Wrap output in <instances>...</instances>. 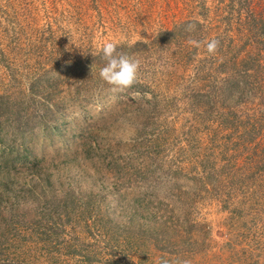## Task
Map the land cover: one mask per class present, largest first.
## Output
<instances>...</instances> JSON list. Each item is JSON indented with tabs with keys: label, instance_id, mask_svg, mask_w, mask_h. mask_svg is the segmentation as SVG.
I'll return each instance as SVG.
<instances>
[{
	"label": "rangeland",
	"instance_id": "obj_1",
	"mask_svg": "<svg viewBox=\"0 0 264 264\" xmlns=\"http://www.w3.org/2000/svg\"><path fill=\"white\" fill-rule=\"evenodd\" d=\"M0 264H264V0H0Z\"/></svg>",
	"mask_w": 264,
	"mask_h": 264
},
{
	"label": "clouds",
	"instance_id": "obj_2",
	"mask_svg": "<svg viewBox=\"0 0 264 264\" xmlns=\"http://www.w3.org/2000/svg\"><path fill=\"white\" fill-rule=\"evenodd\" d=\"M194 26V24L189 23L188 29H192ZM128 43L131 45L133 41L129 40ZM218 43L216 39L206 41L207 52H215ZM101 51L106 63L99 69L100 78L112 85L114 91L130 88L137 81L140 61L118 52L116 43L111 41L104 42ZM145 95L150 99V95Z\"/></svg>",
	"mask_w": 264,
	"mask_h": 264
}]
</instances>
